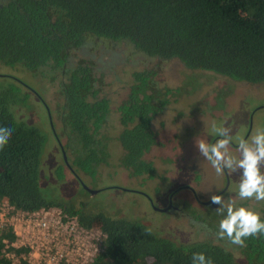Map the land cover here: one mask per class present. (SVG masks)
I'll list each match as a JSON object with an SVG mask.
<instances>
[{
  "label": "trees",
  "instance_id": "16d2710c",
  "mask_svg": "<svg viewBox=\"0 0 264 264\" xmlns=\"http://www.w3.org/2000/svg\"><path fill=\"white\" fill-rule=\"evenodd\" d=\"M103 42L112 48L124 44L144 60H173L190 71L264 85V0H0V65L32 75L64 69L58 117L69 156L68 166L62 159L55 169L58 182L65 169L95 181L98 167L109 162L110 140L101 132L109 101L97 96L94 85L100 80L90 68L73 67L75 50ZM155 74L133 73L128 96L117 108L119 166L146 180L156 177L144 158L156 144L151 121L170 93L156 90ZM11 79L0 91V126L13 129L0 150V199L17 210L56 207L86 228L98 225L107 238L93 264H191L194 252L205 253L213 264H238L235 252L244 264H264V236L249 237L244 247L230 243L233 252L206 242L183 245L142 219L109 213L81 196L65 199L54 188L45 194L40 174L44 137L14 120L10 108L28 105L29 96ZM56 143L59 147L61 141ZM260 214L264 219V209ZM4 240H14L10 229L0 230V264H9L1 254Z\"/></svg>",
  "mask_w": 264,
  "mask_h": 264
},
{
  "label": "rangeland",
  "instance_id": "374dc122",
  "mask_svg": "<svg viewBox=\"0 0 264 264\" xmlns=\"http://www.w3.org/2000/svg\"><path fill=\"white\" fill-rule=\"evenodd\" d=\"M100 49L106 52L103 55H111L113 58L101 57L98 53ZM130 52L124 44L112 48L110 44L103 42L97 46L94 44L88 47L85 54L95 53L94 57L99 61L114 62L115 67L106 69V74H101L98 79L101 86L99 89L102 91L100 97L106 96L114 104H119L127 98L131 74L138 71L155 69L156 74L153 78L157 85L156 90L161 94L168 89L175 91L168 97L169 104L162 116L154 121L157 145L145 156L146 160L153 163L156 177L152 180L134 179L114 167L121 152L113 137L120 131V127L115 118H112L111 125H107L103 132L110 140L108 150L111 153L109 160L111 164L101 168L95 181L82 174L78 175L88 189L97 190L94 195L88 194L66 169L63 170V181L58 182L54 176L56 167L62 163V154L52 130L59 136L62 145L66 142L58 117L63 102L60 85L65 81L64 72L32 75L0 65V91L12 80L11 78H14L20 82L21 85L16 83L21 90L29 96L28 105L21 107L15 104L10 108L14 120L38 129L44 137L40 173L41 190L50 196V189L54 188L65 199L81 196L92 206L109 213L124 215L129 219H142L159 234L178 244L187 245L196 241L211 240V237H208L203 230L188 222L175 223L162 214L152 211L140 192L150 196L154 206L162 209L166 206L167 195L173 191H178L174 197L175 202L179 198H185V204L195 206L196 202L187 192L188 186L195 185L194 181L199 182L198 186L203 188L196 189L201 201H205L216 192L225 190L227 181L224 173H216L210 163L199 155L195 140L204 138L210 143L214 142L217 137L212 130V125L226 126L232 135V155L238 156L236 144L239 138L247 135L249 130L248 137L257 129L263 128L261 119L264 117V110H257V107L264 99V85L247 90L243 82L213 73L190 71L173 60L165 63L158 60L157 63L153 60H141ZM79 55V52H76L73 56L77 58ZM195 85L212 86L211 99L204 91L197 92ZM207 99L210 100L205 101ZM45 106L50 112V117ZM249 121L251 127L248 125ZM66 154L69 156V152ZM261 171L264 172V165L261 166ZM113 174L116 175L113 176ZM226 176L231 184L227 193L223 195L225 203L235 200L238 205L242 204L256 211L261 208L263 201H250L245 204V200L241 201L239 195L237 199L234 198L238 193L239 171L235 173L226 171ZM113 186H119V188ZM227 194L230 199L225 198ZM177 208L181 209L182 206ZM204 213L210 215V210L206 208ZM225 248L234 251L232 248ZM234 255L238 264H244L237 252Z\"/></svg>",
  "mask_w": 264,
  "mask_h": 264
},
{
  "label": "clouds",
  "instance_id": "9594fccd",
  "mask_svg": "<svg viewBox=\"0 0 264 264\" xmlns=\"http://www.w3.org/2000/svg\"><path fill=\"white\" fill-rule=\"evenodd\" d=\"M212 130L217 137L214 142L210 143L204 138L195 140L199 155L218 174L225 171L240 172L238 195L241 201H264V172L261 171V166L264 165V128L257 129L248 138H239L236 145L238 156L232 155L230 129L213 124ZM12 132V128L0 126V150L8 144ZM210 201L218 206L216 212L221 216L215 233L217 239L244 247L249 237L264 236V219H261L258 211L238 205L235 200L225 203L220 194L211 195ZM191 264H213V260L203 252H194Z\"/></svg>",
  "mask_w": 264,
  "mask_h": 264
},
{
  "label": "built area",
  "instance_id": "2783aa9c",
  "mask_svg": "<svg viewBox=\"0 0 264 264\" xmlns=\"http://www.w3.org/2000/svg\"><path fill=\"white\" fill-rule=\"evenodd\" d=\"M3 229H10L14 237L3 241L1 251L9 264H93L107 238L98 225L86 228L59 208L17 210L0 199Z\"/></svg>",
  "mask_w": 264,
  "mask_h": 264
},
{
  "label": "flooded vegetation",
  "instance_id": "af4514ba",
  "mask_svg": "<svg viewBox=\"0 0 264 264\" xmlns=\"http://www.w3.org/2000/svg\"><path fill=\"white\" fill-rule=\"evenodd\" d=\"M87 43V42H86ZM85 43V44H86ZM88 47L86 48V46H83L81 47L80 49L78 50H75V53L76 52H79V57H74L73 59V67L76 68V67H79V66H82V67H88L91 69L92 71V74H94V78L96 79H100V76L101 74H106V69H111L113 67H115V64L112 60L110 61H106V62H102V61H99L98 58H95L94 56L96 55L95 53L92 54V55H86V51H87ZM98 53L99 55L102 57V56H106V57H110V58H113L111 55H103L104 53H106L105 51H102V49L98 50ZM79 58V59H78ZM138 58H140L141 60L145 59L143 56H139ZM72 59V58H71ZM158 61H156L157 63ZM49 71V69H46ZM62 72L64 71V69H61ZM152 70H155V69H152ZM56 72V71H55ZM55 72H52L51 70L49 71V74H54ZM135 73V72H134ZM133 73L131 74V80L130 82H132L133 80V77H132ZM65 79V78H64ZM131 84V83H130ZM153 84L154 86L156 85V83L154 82V78H153ZM244 84V83H243ZM95 86V89L98 90V93H97V96L100 97L101 95V92L100 91V87L99 86V83L98 81H96V84L94 85ZM157 86V85H156ZM244 86L246 87V89H250V88H255L257 89V87L261 86V85H250V84H247L245 83ZM194 87H197L196 90L197 92H200L202 93L203 91L205 92L206 95L209 96V98L211 99L212 97V86H203V85H195ZM170 90V93H167L166 94V99H167V103L164 105L163 107V110L159 113H157L156 115H154L152 121H151V128L153 130V132L155 133L156 135V132L154 130V121H156L157 117L159 116H162V114L164 113L167 105L169 104V99L168 97L171 96L172 94L171 93H175V91L171 90V89H168ZM128 92H129V88H128ZM166 92V91H165ZM34 93V92H33ZM128 96V94H127ZM219 96V95H218ZM105 97L108 101H109V108H110V112L108 113V118H107V123L105 125L102 126V130L101 132L103 133L105 131V129L107 128L106 126L107 125H111V119L112 118H115L116 122L118 123V113H117V108L119 107V104H114L108 97L106 96H103ZM210 99H207L205 101H208ZM156 102V101H155ZM262 103H260V105L257 107L258 109L257 110H264V99L261 101ZM157 103V102H156ZM216 103V102H214ZM208 104V103H207ZM211 103H209L210 105ZM213 104V103H212ZM46 107V106H45ZM47 109V113L50 117V112L48 110V108L46 107ZM112 111H114V113L112 114ZM60 115V113H59ZM111 115L113 117H111ZM250 127H251V122L249 121V124H248ZM119 126V124H118ZM261 127L264 128V117H262L261 119ZM119 131L117 132V135H118ZM249 133H250V130L248 132L247 135H244V138H248L249 136ZM53 135H54V138L56 139V141L60 144V141L59 138H57L56 134L53 132ZM106 135V134H105ZM113 137V140L115 143H117L118 147H119V152H121V148H120V145L118 144V142L115 141L116 137ZM112 139V138H111ZM157 145V135H156V144L154 146ZM237 145V144H236ZM153 146V147H154ZM152 147V148H153ZM59 148H60V151H61V154L62 152L65 154V156H67L66 152L64 151V149L62 148V144L59 145ZM107 148H108V142H107ZM151 148V149H152ZM108 153L110 154V158H111V153L109 152L108 150ZM121 154H119V157H117V162L114 164V167H116L119 171H122L124 172L125 174H127L130 178H134V179H142L141 177H132L129 175V172L126 171L125 169L121 168L119 166V158H120ZM146 154L144 155V158H145ZM109 158V160H110ZM63 159V157H62ZM64 161V160H63ZM151 162V161H150ZM65 163V162H64ZM108 164H111L110 162H108ZM107 164V165H108ZM153 164V163H152ZM105 166V165H101L98 167V174L101 170V168ZM98 174L96 175V180H97V176ZM75 176V178L78 180V182L81 184V182L79 181V179L76 177L75 174H73ZM116 174H113V176H115ZM224 178L226 179L227 181V186L225 188V190L223 191H220V192H216L215 194H220V195H224L227 193V190L229 189L230 187V184L228 182V179H227V176H226V171L224 172ZM199 183V182H198ZM198 183H196L194 181V186H188L187 188V192L190 193V195L192 196V198L194 199V201L196 202L195 206H191V205H188L187 203L185 204V198L182 199V198H179L177 202H175V195L178 191H173L171 193H169L167 195V200H166V206L162 209H158L154 206L153 204V200L150 196H147L145 194H143L142 192L138 191V190H133L134 192H140V195H142L146 201L148 202V205L149 207L151 208L152 211L154 212H157V213H160L162 214L163 216L167 217L169 220L173 221V222H188L192 225H194L196 228H199L201 230H203V232H205L207 234L208 237H211L210 239L211 240H205V241H196V242H206V243H211L213 245H217V246H220L222 248H225V247H231V244L230 242H228L227 240H220V239H217L215 233L217 231V227H218V223H219V220L221 219V216H219L216 212V208L218 207L217 205L215 204H212L211 201H210V196L208 197V199H206L205 201H201L198 197V194H197V191L196 189H203L202 187H199L198 186ZM85 186V185H84ZM110 187V186H108ZM113 187H117L119 188V186H113ZM158 189H156L157 191ZM86 191V190H85ZM87 192V191H86ZM88 193V192H87ZM89 194V193H88ZM156 194V192H155ZM226 199H230V197H228V194L227 196L225 197ZM234 198H238V193L235 194ZM250 201H253V202H258L256 201L255 199H250V200H245V204H248ZM187 202V201H186ZM260 202V201H259ZM264 202V201H263ZM179 206H182L181 209L177 208ZM199 208H202L201 210H199ZM208 209L210 210V215L208 214H205V209ZM264 209V204L261 205V208L258 209L257 211L259 213H261V211ZM193 243V242H192ZM226 249V248H225Z\"/></svg>",
  "mask_w": 264,
  "mask_h": 264
},
{
  "label": "water",
  "instance_id": "95a60500",
  "mask_svg": "<svg viewBox=\"0 0 264 264\" xmlns=\"http://www.w3.org/2000/svg\"><path fill=\"white\" fill-rule=\"evenodd\" d=\"M62 157H63V160H64L66 166H68L67 161H66V156H65V154H64L63 152H62ZM81 186H82V188H83L84 190H86L90 195H94V194H96V192H97V190H90V189H88V188H87L86 186H84L82 183H81Z\"/></svg>",
  "mask_w": 264,
  "mask_h": 264
}]
</instances>
